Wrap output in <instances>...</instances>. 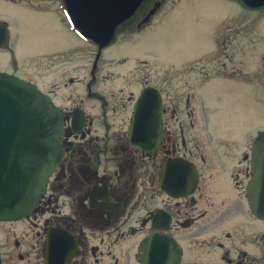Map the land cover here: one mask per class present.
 <instances>
[{
  "label": "flooded vegetation",
  "instance_id": "obj_1",
  "mask_svg": "<svg viewBox=\"0 0 264 264\" xmlns=\"http://www.w3.org/2000/svg\"><path fill=\"white\" fill-rule=\"evenodd\" d=\"M165 1L140 0L113 33L117 27L124 34L142 31ZM234 2L264 13V0ZM0 24L8 31L0 49L11 59L0 73L35 85L61 115L62 154L36 207L21 221L0 223L14 238L19 261L24 249L46 264L53 238L56 250L71 251L68 264H140L142 243L151 238L173 243L178 264H264V220L252 214L247 198L250 128L220 129L213 123L216 107L191 88L173 90L172 66L158 76L146 61L102 58L110 44L80 50L88 59L55 62L53 74L39 82L27 78L8 45L9 26ZM214 42L227 46L226 37ZM142 127L159 131L149 149L135 139Z\"/></svg>",
  "mask_w": 264,
  "mask_h": 264
},
{
  "label": "rangeland",
  "instance_id": "obj_2",
  "mask_svg": "<svg viewBox=\"0 0 264 264\" xmlns=\"http://www.w3.org/2000/svg\"><path fill=\"white\" fill-rule=\"evenodd\" d=\"M15 1L0 0V22L9 26L8 45L17 65L26 66L27 78L39 82L42 75L53 74L55 62L88 59L90 53L80 50H97L70 22L65 0ZM234 1L166 0L142 31L124 34L115 28L102 58L146 61L155 65L158 76L172 66L174 91L191 88L209 108H217L213 123L220 129L244 126L254 139L264 131V13ZM217 37H226L227 46L219 48ZM6 49H0L1 68L11 60ZM234 70L237 76H232ZM205 73L208 77L200 78ZM13 242L0 229V264H40L37 252L26 255L24 249L25 259L19 261Z\"/></svg>",
  "mask_w": 264,
  "mask_h": 264
},
{
  "label": "water",
  "instance_id": "obj_3",
  "mask_svg": "<svg viewBox=\"0 0 264 264\" xmlns=\"http://www.w3.org/2000/svg\"><path fill=\"white\" fill-rule=\"evenodd\" d=\"M139 2L65 0L74 27L100 48L111 42L114 27ZM7 39L6 25L0 24V46ZM148 91L142 93L141 102L148 98ZM138 108L137 115L141 116L143 124V104ZM61 132V115L48 97L32 83L0 73V223L21 221L36 207L62 154ZM137 132L140 135H135L136 142L143 149H149L154 133H159L145 127ZM252 171L247 186L248 203L252 214L264 220V131L253 139ZM54 244V239L49 238L46 264H68L71 251L67 254L64 249L56 250ZM179 258L180 250L173 243L148 238L142 243L139 262L178 264Z\"/></svg>",
  "mask_w": 264,
  "mask_h": 264
}]
</instances>
